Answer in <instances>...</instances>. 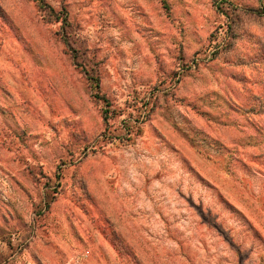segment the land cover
Segmentation results:
<instances>
[{"label": "rangeland", "instance_id": "1", "mask_svg": "<svg viewBox=\"0 0 264 264\" xmlns=\"http://www.w3.org/2000/svg\"><path fill=\"white\" fill-rule=\"evenodd\" d=\"M0 264H264V0H0Z\"/></svg>", "mask_w": 264, "mask_h": 264}, {"label": "trees", "instance_id": "2", "mask_svg": "<svg viewBox=\"0 0 264 264\" xmlns=\"http://www.w3.org/2000/svg\"><path fill=\"white\" fill-rule=\"evenodd\" d=\"M40 8H42V4H39ZM57 21H62L63 26L66 25L68 23L67 19H66V15H64L63 17H56ZM63 43L68 46L69 42L67 41L66 37L63 36ZM73 59H75V56H72ZM107 111L105 110L104 113H106ZM106 118V115L104 116Z\"/></svg>", "mask_w": 264, "mask_h": 264}]
</instances>
